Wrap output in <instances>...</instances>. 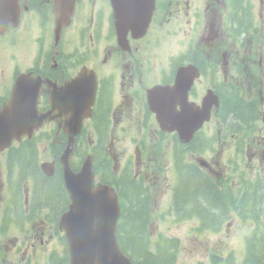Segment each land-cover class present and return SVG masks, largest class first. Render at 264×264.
Instances as JSON below:
<instances>
[{"label": "rangeland", "instance_id": "rangeland-1", "mask_svg": "<svg viewBox=\"0 0 264 264\" xmlns=\"http://www.w3.org/2000/svg\"><path fill=\"white\" fill-rule=\"evenodd\" d=\"M258 206L264 205L263 201H258ZM137 209H140V205H137ZM194 224L193 223H185V224H181L178 228H173L170 233L172 235H170L168 232L163 231L162 233L166 234V235H170L173 236L175 238H178L182 241V243L187 244V236H199L195 231H194ZM162 230H165V226H162ZM243 235V232H241V229H238L237 227H232L230 230L228 228V226H225V228H223L221 230V232L217 235H211V236H224V241L221 242L223 243H228L229 246H234L237 245L239 243V240L241 238V236ZM200 243L198 248H204L205 244H204V240L203 237L199 238ZM186 247H188V245H186ZM185 247V248H186ZM239 247H240V243H239ZM204 250H197L196 252H193L192 256H182L180 257L182 260L188 262L190 261L191 264H195L196 261H198L200 259V253L203 252ZM138 252V251H137Z\"/></svg>", "mask_w": 264, "mask_h": 264}, {"label": "trees", "instance_id": "trees-1", "mask_svg": "<svg viewBox=\"0 0 264 264\" xmlns=\"http://www.w3.org/2000/svg\"><path fill=\"white\" fill-rule=\"evenodd\" d=\"M193 181V184L196 185H194L195 200L196 202H198L197 204L199 205V207H201V209L206 212L205 214L210 216L209 214L217 212L219 215H224V205L221 204L224 199L221 198L220 194L216 192L205 179L201 178L198 175L194 176ZM260 201L264 202V200L262 199Z\"/></svg>", "mask_w": 264, "mask_h": 264}, {"label": "bare ground", "instance_id": "bare-ground-1", "mask_svg": "<svg viewBox=\"0 0 264 264\" xmlns=\"http://www.w3.org/2000/svg\"><path fill=\"white\" fill-rule=\"evenodd\" d=\"M253 191H255L256 193H255V196H254V200H256V202H255V206L256 207H258V201H260L261 199L262 200H264V190H262V189H260V187L259 186H256L250 193H252ZM220 199V198H219ZM247 202H251L252 203V201H251V197L250 196H248L247 197ZM219 201V200H218ZM247 202H246V204H247ZM220 203H221V201H220ZM253 204V203H252ZM259 208V207H258ZM264 207H262V208H260V209H263Z\"/></svg>", "mask_w": 264, "mask_h": 264}, {"label": "flooded vegetation", "instance_id": "flooded-vegetation-1", "mask_svg": "<svg viewBox=\"0 0 264 264\" xmlns=\"http://www.w3.org/2000/svg\"><path fill=\"white\" fill-rule=\"evenodd\" d=\"M113 119L114 120H118V117H116V119H115V117H113ZM47 189V188H46ZM48 189H49V187H48ZM47 189V190H48ZM49 191V190H48ZM51 191H49L48 192V194L50 193ZM255 252H257V254H258V256H260L261 258H262V256H264L263 255V253H264V250H260V249H257V250H255ZM257 262H260V261H257ZM51 264H54V262L51 260Z\"/></svg>", "mask_w": 264, "mask_h": 264}, {"label": "water", "instance_id": "water-1", "mask_svg": "<svg viewBox=\"0 0 264 264\" xmlns=\"http://www.w3.org/2000/svg\"><path fill=\"white\" fill-rule=\"evenodd\" d=\"M104 236H110V232L106 227H105V235Z\"/></svg>", "mask_w": 264, "mask_h": 264}]
</instances>
